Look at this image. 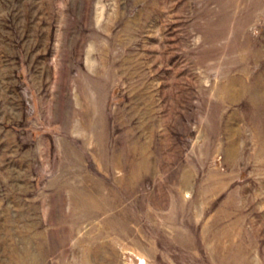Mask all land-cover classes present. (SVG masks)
<instances>
[{
	"label": "rangeland",
	"instance_id": "374dc122",
	"mask_svg": "<svg viewBox=\"0 0 264 264\" xmlns=\"http://www.w3.org/2000/svg\"><path fill=\"white\" fill-rule=\"evenodd\" d=\"M0 264H264V0H0Z\"/></svg>",
	"mask_w": 264,
	"mask_h": 264
}]
</instances>
